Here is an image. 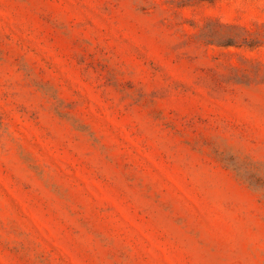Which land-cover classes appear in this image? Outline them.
I'll return each instance as SVG.
<instances>
[{"label": "rangeland", "instance_id": "1", "mask_svg": "<svg viewBox=\"0 0 264 264\" xmlns=\"http://www.w3.org/2000/svg\"><path fill=\"white\" fill-rule=\"evenodd\" d=\"M228 29L264 0H0V264H264V36Z\"/></svg>", "mask_w": 264, "mask_h": 264}, {"label": "trees", "instance_id": "2", "mask_svg": "<svg viewBox=\"0 0 264 264\" xmlns=\"http://www.w3.org/2000/svg\"><path fill=\"white\" fill-rule=\"evenodd\" d=\"M202 1H216V0H202ZM230 32H234V35H226L224 37V40H226L223 43V46L226 47H234L238 45H251V41H249V36H254V37H261L263 34L259 32H249V31H243L239 32L236 29H228ZM264 36V35H263ZM260 166L264 167V164H259ZM237 170V169H236ZM238 174L239 173V170ZM258 171V170H256ZM259 172V171H258ZM240 178L244 179L245 182L248 183L251 187H255L257 191L264 192V180L261 177H254V175H250V177L245 178L244 175H239Z\"/></svg>", "mask_w": 264, "mask_h": 264}]
</instances>
